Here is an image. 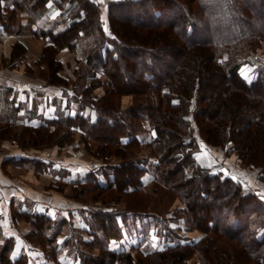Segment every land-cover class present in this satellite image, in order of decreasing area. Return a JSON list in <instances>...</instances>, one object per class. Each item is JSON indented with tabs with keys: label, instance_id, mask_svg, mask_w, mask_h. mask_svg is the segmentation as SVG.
Returning a JSON list of instances; mask_svg holds the SVG:
<instances>
[{
	"label": "trees",
	"instance_id": "obj_1",
	"mask_svg": "<svg viewBox=\"0 0 264 264\" xmlns=\"http://www.w3.org/2000/svg\"><path fill=\"white\" fill-rule=\"evenodd\" d=\"M62 1L67 3L62 29L33 34L47 39L36 60L48 67L45 83L73 89L61 92L68 111L25 126L30 134L26 145L61 147L77 134L86 149L104 157H109L108 146L145 145L147 155L125 161L130 176L122 173L121 162L102 164L76 176L73 190L80 186L81 194L91 185L100 191L138 192L148 178L173 192L179 203L173 216L149 208L115 210L122 223L115 213L90 206L77 227L65 216L56 219L34 206L20 210L10 205L14 220L32 224L21 236L37 244L39 264H69L67 254L58 256L63 247L75 249L73 264H133L132 258L138 264H185L194 253L207 264H264V201L195 160L200 141L215 146L231 142L240 162L259 166L264 178V59L256 52L264 42V0H110L107 31L98 0ZM28 4L32 8L36 1ZM85 36L89 38L82 42ZM24 51L15 43L11 56ZM62 52L73 55L67 73L58 56ZM74 76L78 80L72 83ZM97 86L104 89L101 95H87ZM124 93L134 103L122 110L116 97ZM71 103L77 105L73 110ZM3 162L35 171L48 166L30 157ZM98 173L104 182L96 179ZM136 217L147 219L142 229L135 228L142 240L136 245L119 242L124 230L130 232V223H138ZM151 229L156 244L142 245ZM185 229L198 233L191 236ZM220 238L230 243L231 253L215 245ZM13 244L12 236L0 244V264H29L22 252L10 259Z\"/></svg>",
	"mask_w": 264,
	"mask_h": 264
},
{
	"label": "rangeland",
	"instance_id": "obj_2",
	"mask_svg": "<svg viewBox=\"0 0 264 264\" xmlns=\"http://www.w3.org/2000/svg\"><path fill=\"white\" fill-rule=\"evenodd\" d=\"M110 0H104L103 3H100V8L104 12L101 14L103 19V28H106L107 20H106V4ZM51 6V7H50ZM49 7L52 8L54 12H56L55 17L47 18L45 21H43V26L45 27H51L53 30H60L62 26L64 25V19L63 14L65 11L64 9L67 7V3L62 0H53ZM50 8L48 10H50ZM89 37L85 36L82 38V42L86 41ZM44 45V44H43ZM37 47L36 50L32 49V51L29 52L27 56L24 55V59H29V64L24 68V77L29 76L31 80H36V82H44L45 78L47 77L48 73V67L44 66V68L36 63V60L39 55L42 53V47ZM256 52L258 55L264 59V42L260 44L259 47H257ZM60 58H62V61L64 62V69L63 72L67 73L69 72V67L71 65V58L72 53H65L62 52L58 55ZM19 59V58H17ZM70 63V65H69ZM20 67L18 63H13V68ZM9 68V67H7ZM5 69V67H4ZM22 70V69H21ZM21 70L18 71L21 73ZM5 71V70H3ZM11 72L10 70H8ZM15 71V70H13ZM85 69L82 67L81 72L84 73ZM246 70H244L245 73ZM68 77L71 78L67 74ZM84 78V79H83ZM77 77H72V80L70 82H75ZM79 82L81 84V88L83 87V82H85V76H82L79 78ZM72 86V85H70ZM42 85H40V92L43 90L41 89ZM67 87V86H66ZM62 87L60 85H48L45 87V94H48L50 92H56V95L61 96V92L65 90H73L71 87ZM36 89L35 87H31V92ZM79 87L75 89V91L79 92ZM37 90V89H36ZM103 87L97 86L92 91H89L87 95L91 96H98L101 95L103 92ZM48 92V93H47ZM70 92V91H69ZM117 98V106L120 109H125L133 105V97L130 93H124ZM55 103H57V100H55ZM58 105V104H57ZM76 103H71L70 108L73 110L74 107H76ZM64 109L65 106H64ZM63 109V110H64ZM85 110H88L85 108ZM0 135L4 138H8L6 140L0 141V154L10 155L15 152H24L25 156H30V158H37L41 160H47L44 161L46 164L50 163L52 159L58 160L61 163H71L75 165L76 167L79 166H86L88 169L97 168L98 166L102 164L111 165L115 163H123L122 167V173L124 176H126L125 173H127L129 176L131 173H129V170H131L129 165H125V161L129 159H133L134 155L142 156L147 155L148 151L150 150L149 147H146L145 145L141 147H126L124 149H118L116 150L113 146H108L107 149H109V155L108 156H95L93 153H91L88 149L85 148L82 140L78 137L77 134L73 135V141L70 143H66L61 147H58L55 144H44L39 146L38 148L30 147L28 144L26 145L25 138H28L30 134L24 130L19 128H8L5 129V127L2 129L0 128ZM58 134L53 136V138L57 137ZM3 139V138H2ZM89 144L91 145V148L94 150L96 149L97 145L93 141H89ZM233 144L231 142L226 143L224 146H215V145H208L204 143L203 141H200V144L195 152V160L203 167L208 168L211 172H221L224 175L232 178L234 181H237L240 183L244 188L251 189L253 192L256 193V195L261 198L264 201V178L262 177V174L260 172L259 166H245L243 165L239 158L237 157V154L233 151ZM90 148V149H91ZM52 158V159H49ZM42 160V161H43ZM2 161L0 163L2 170L4 171L6 167L11 163H4ZM63 166L59 167V175H62L63 172L68 171L67 167ZM105 166V165H103ZM49 165L47 166V169L44 171H35L32 169V171H29V176H26V169L24 168L22 170H15L11 171L7 168V171L9 170V173H13L15 177L19 178L17 179V183H26L25 185L30 186V192L31 195L36 196L38 199H31V202H36L37 205L39 202H53L55 203V206L59 209L58 213L56 215V219H59L61 217L69 221L72 225L75 227L82 226L84 224V215L85 211L84 209H81L80 207L83 206L86 208L87 206L94 207L97 210H106L108 212H113L115 210H119L121 208H133V209H154V210H165L168 212V216H173L175 214V207L179 203L178 198L175 196V194L171 191H167L165 188L157 187L153 184V182H147L144 185V188L141 191L138 192H129L125 193L123 191H120L117 188H112L108 190H97V189H91V185L89 187L85 186L83 189H81L80 193V186L76 188V190H73V188L69 185H65V182L61 179H56L54 176H45V173L51 174L52 171H48ZM83 170V169H80ZM24 173V175H22ZM32 175L30 176V174ZM100 175L99 173L96 174V179L99 182H104V177ZM28 177V178H27ZM55 180V181H54ZM27 186V187H28ZM77 201L76 203L73 201ZM29 203L28 206H33V203ZM27 206V205H26ZM41 208L42 205H40ZM64 210L65 212L71 211L70 217H67L66 213L61 211ZM67 210V211H66ZM115 215H117L115 213ZM73 217V218H72ZM129 217L128 219H130ZM136 220H138L136 223H130L129 228L130 232L126 233L125 230L123 231L124 237L123 239L119 240L122 242H125L126 245L129 244H137L142 240V236L137 233L135 230L136 226L139 228H143V222H145L147 219H143L142 221L136 217ZM134 219V220H135ZM117 220L119 223L123 222V219L120 217V215H117ZM10 226H14L13 229L16 231V234L19 235H26V231H28L32 224L29 221H26L25 219H16L10 221ZM0 228L2 226L0 225ZM55 227H53L49 234L53 232ZM150 234L146 236V239L148 241H142L143 244H147L146 242H150L151 245H155L157 242V239L152 235V229L149 230ZM186 233L192 235H197L198 232L196 231H189L188 229L184 230ZM63 232L67 233V225H63ZM28 233V232H27ZM3 234L0 231V236ZM32 238V236H29ZM58 237V236H57ZM62 237H58V241ZM155 238V239H154ZM40 240H43V237L39 238ZM32 241V240H31ZM32 243H34L32 241ZM35 245H37L35 243ZM216 246L219 247L223 253H231L232 248L230 247V243L223 240L218 239L215 243ZM47 246V245H46ZM28 249L34 250L33 247L27 246ZM231 249H230V248ZM62 252L58 254V256H63L64 254H67L66 261H69V264L72 263V258L74 255V248L73 247H63L61 248ZM92 252H97L96 249L92 248ZM133 264H138L137 260L132 258ZM157 261V260H156ZM207 264V261L202 258V256L194 253L191 258L185 263V264ZM152 264H156L153 262Z\"/></svg>",
	"mask_w": 264,
	"mask_h": 264
},
{
	"label": "crops",
	"instance_id": "obj_3",
	"mask_svg": "<svg viewBox=\"0 0 264 264\" xmlns=\"http://www.w3.org/2000/svg\"><path fill=\"white\" fill-rule=\"evenodd\" d=\"M36 4L30 8L28 0H4V3L0 5V128H19L24 129L31 122L36 123L40 118H52L62 111H68L64 109L65 99L61 98L60 95H56V92H50L45 94V87L48 86L45 81L36 82L31 80L29 76L24 77V68L30 65L29 59H24V55L27 56L32 49L40 47L47 42L44 37H39L33 34V31H60L53 30L51 27L43 26V21L47 18L55 17V13L50 8L53 0H35ZM50 6V7H49ZM50 8V10H48ZM8 26V27H6ZM15 43L20 44L25 50L23 54L12 57L11 51ZM19 58V59H17ZM13 63H18L20 67L13 68ZM5 67V69H4ZM9 67V68H7ZM21 70V73L18 70ZM5 70V71H3ZM10 70L11 72H9ZM15 70V71H13ZM40 85H42L40 92ZM31 87H35L31 92ZM57 100V103H55ZM58 104V105H57ZM64 109V110H63ZM3 138V139H2ZM0 135V141L6 140ZM20 158L25 156L24 152H15L10 155L0 154V163L6 158ZM40 159V158H39ZM52 159V158H49ZM41 160H43L41 158ZM47 161V160H43ZM65 163H61L58 160L52 159L48 163V171H52V175L45 173V176H54L56 179H61L65 182V185L73 186L75 182L74 178L77 176H85L90 170L86 166L76 167L75 165L68 163L64 167H67L65 174L59 175V167ZM26 169V176H29V171L32 168L27 165H19L11 163L3 171L0 165V228L1 233L0 241H4L6 236H12L14 240L12 251L9 255L11 260H14L22 252L28 259L29 264H39L41 259L35 250L28 249L27 246H31L36 249L35 242L27 243L22 236L16 234V231L10 226V221L13 220L11 216L10 205H13L20 210H25L31 202V199H38L36 196L31 195L30 186L25 185L26 183H17V179L13 173H9V170H22ZM7 168L9 169L7 171ZM83 169V170H80ZM58 171V172H57ZM24 175V173H22ZM32 173L30 174V176ZM102 177V176H101ZM28 178V177H27ZM151 180L144 178L146 183ZM55 181V180H54ZM28 186V187H27ZM76 205V200H73ZM33 206L36 210L42 212H48L50 215L56 216L58 208L52 201L47 203L39 202L43 208L38 206L36 202ZM87 206L81 209H88ZM62 212L66 213L61 209ZM71 212V211H70ZM72 216V214H71ZM73 218V217H72ZM0 242V244L2 243Z\"/></svg>",
	"mask_w": 264,
	"mask_h": 264
},
{
	"label": "snow or ice",
	"instance_id": "obj_4",
	"mask_svg": "<svg viewBox=\"0 0 264 264\" xmlns=\"http://www.w3.org/2000/svg\"><path fill=\"white\" fill-rule=\"evenodd\" d=\"M99 3H103L104 0H98ZM4 3V0H0V5H2ZM105 30L107 31V28H105ZM155 239V238H154ZM2 242V241H0Z\"/></svg>",
	"mask_w": 264,
	"mask_h": 264
}]
</instances>
